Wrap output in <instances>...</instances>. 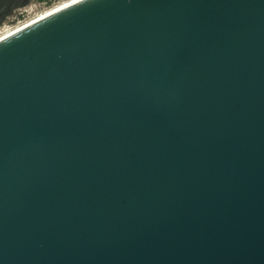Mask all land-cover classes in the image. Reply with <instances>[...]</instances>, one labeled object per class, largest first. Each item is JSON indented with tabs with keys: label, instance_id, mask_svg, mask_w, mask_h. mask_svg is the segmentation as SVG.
Wrapping results in <instances>:
<instances>
[{
	"label": "water",
	"instance_id": "obj_1",
	"mask_svg": "<svg viewBox=\"0 0 264 264\" xmlns=\"http://www.w3.org/2000/svg\"><path fill=\"white\" fill-rule=\"evenodd\" d=\"M0 264H264V0H77L1 39Z\"/></svg>",
	"mask_w": 264,
	"mask_h": 264
},
{
	"label": "bare ground",
	"instance_id": "obj_2",
	"mask_svg": "<svg viewBox=\"0 0 264 264\" xmlns=\"http://www.w3.org/2000/svg\"><path fill=\"white\" fill-rule=\"evenodd\" d=\"M75 1L77 0H61L51 7L45 8L44 10L38 11L37 13L31 15L26 20L18 22L16 25L1 27L0 40Z\"/></svg>",
	"mask_w": 264,
	"mask_h": 264
},
{
	"label": "rangeland",
	"instance_id": "obj_3",
	"mask_svg": "<svg viewBox=\"0 0 264 264\" xmlns=\"http://www.w3.org/2000/svg\"><path fill=\"white\" fill-rule=\"evenodd\" d=\"M58 1H60V0H41V3H40L41 5H39L37 10L35 12H32L31 14H26L25 16H26V18H28L29 15L31 16V15L37 13L38 11H42L45 8L51 7V6L55 5L56 3H58ZM19 16H20L19 15V8H15L13 11H11V13H9V15L5 18L4 22H2L0 24V26L3 25V23L9 24V25L16 23Z\"/></svg>",
	"mask_w": 264,
	"mask_h": 264
},
{
	"label": "built area",
	"instance_id": "obj_4",
	"mask_svg": "<svg viewBox=\"0 0 264 264\" xmlns=\"http://www.w3.org/2000/svg\"><path fill=\"white\" fill-rule=\"evenodd\" d=\"M60 1H58V2H60ZM40 3H41V0H28V4L18 7L20 16L18 17L17 22L13 23L12 25L3 23V25H1L0 28L5 27V26H13V25H16L18 22L26 20L27 18L25 15L31 14L32 12H35L37 10V8L39 7V5H41ZM29 17H30V15H29Z\"/></svg>",
	"mask_w": 264,
	"mask_h": 264
},
{
	"label": "flooded vegetation",
	"instance_id": "obj_5",
	"mask_svg": "<svg viewBox=\"0 0 264 264\" xmlns=\"http://www.w3.org/2000/svg\"><path fill=\"white\" fill-rule=\"evenodd\" d=\"M23 0H0V24Z\"/></svg>",
	"mask_w": 264,
	"mask_h": 264
},
{
	"label": "crops",
	"instance_id": "obj_6",
	"mask_svg": "<svg viewBox=\"0 0 264 264\" xmlns=\"http://www.w3.org/2000/svg\"><path fill=\"white\" fill-rule=\"evenodd\" d=\"M23 2H24V0L22 1V3H23ZM22 3H21V4H19V5H18L17 7H15V8H18V7H20V6L22 5ZM15 8H14V9H15ZM14 9H13V10H14Z\"/></svg>",
	"mask_w": 264,
	"mask_h": 264
}]
</instances>
